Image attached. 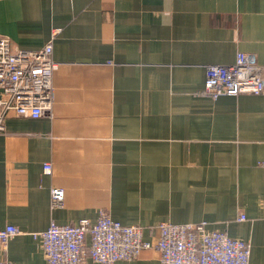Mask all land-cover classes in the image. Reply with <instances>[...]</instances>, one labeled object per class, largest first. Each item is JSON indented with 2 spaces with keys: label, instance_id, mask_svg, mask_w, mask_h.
I'll list each match as a JSON object with an SVG mask.
<instances>
[{
  "label": "crops",
  "instance_id": "0c3cea01",
  "mask_svg": "<svg viewBox=\"0 0 264 264\" xmlns=\"http://www.w3.org/2000/svg\"><path fill=\"white\" fill-rule=\"evenodd\" d=\"M0 36L52 41L57 64L52 110L0 133V229L20 231L0 260L48 264L34 234L105 211L153 244L160 223L207 222L264 264V94L203 95L208 65L264 68V0H0Z\"/></svg>",
  "mask_w": 264,
  "mask_h": 264
},
{
  "label": "built area",
  "instance_id": "2783aa9c",
  "mask_svg": "<svg viewBox=\"0 0 264 264\" xmlns=\"http://www.w3.org/2000/svg\"><path fill=\"white\" fill-rule=\"evenodd\" d=\"M53 42L39 50L14 48L9 39L0 36V133L12 115L39 118L52 110ZM264 94V68L251 53L240 52L230 65H208L203 95L220 96ZM46 175L52 165L44 164ZM64 190L53 188L54 207L64 201ZM241 220L244 217L241 216ZM155 244L144 239L141 226H127L101 211L95 222L83 219L77 225L51 226L34 234L42 242L48 264H99L133 261L145 249L154 248L160 264H250L251 245L234 239L226 232L211 230L207 222L195 224L160 223ZM20 234L17 227L0 229V243ZM0 264H14L0 260Z\"/></svg>",
  "mask_w": 264,
  "mask_h": 264
}]
</instances>
